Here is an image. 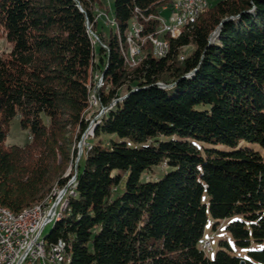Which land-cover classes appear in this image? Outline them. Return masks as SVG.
I'll return each mask as SVG.
<instances>
[{"label":"trees","instance_id":"obj_1","mask_svg":"<svg viewBox=\"0 0 264 264\" xmlns=\"http://www.w3.org/2000/svg\"><path fill=\"white\" fill-rule=\"evenodd\" d=\"M99 2L0 0V35L10 44L0 54V206L19 213L63 184L99 71L107 110L46 249L61 238L60 264H264V0L207 4L192 24L161 33L170 44L164 56L147 43L133 65L123 54L131 21L153 32L157 20L146 16L169 1L112 0L116 32L106 35L96 25ZM92 30L103 35L97 46ZM14 118L31 140L6 147ZM102 133L137 146L105 143ZM163 164L170 169L160 177L143 176ZM208 223L246 254L220 238L209 258L199 246Z\"/></svg>","mask_w":264,"mask_h":264},{"label":"built area","instance_id":"obj_2","mask_svg":"<svg viewBox=\"0 0 264 264\" xmlns=\"http://www.w3.org/2000/svg\"><path fill=\"white\" fill-rule=\"evenodd\" d=\"M207 1L188 0V9H179L176 5L165 6V11L169 12L167 17L162 14L146 16V22L150 21V19L157 20V27L153 32H145V24L138 23V29H129L127 37L128 49H126V58H124L125 63L135 62L136 55H144L143 49L147 43L151 45L152 55L161 57L162 53H166L170 47L168 41H161V30H170L171 22H178L179 26V16L183 12H190L189 24H192L199 7L202 4H206ZM140 16L145 15L140 13ZM182 29L184 28H179V31ZM94 34L95 43L100 44L99 36L95 32ZM175 34L173 33V35ZM101 45L105 47L104 44L101 43ZM99 73V71L95 72L97 89L94 95L101 109L98 96ZM81 141L85 145L84 136ZM64 192L62 190L42 211L34 213L33 216L23 218L20 225H8L6 222H0V264H54L52 248H59L61 238L55 241V247H50V251H43L37 242V234L41 233L42 228L49 224L50 219L57 216L59 207L67 197ZM68 193H71V190ZM199 246L207 254V251L211 249L210 238L201 237Z\"/></svg>","mask_w":264,"mask_h":264},{"label":"rangeland","instance_id":"obj_3","mask_svg":"<svg viewBox=\"0 0 264 264\" xmlns=\"http://www.w3.org/2000/svg\"><path fill=\"white\" fill-rule=\"evenodd\" d=\"M168 1H169V4L163 5L161 7L162 10L160 9V11H162V12H160V14H162L164 17H167L168 14H169L168 11H165V6H170L171 2L174 1V0H172V1L168 0ZM217 1H219V0H208L207 3L209 4V6L210 5L212 6ZM94 10L96 12V19H97V22H98L96 24L98 31H100V29H101V31L106 35V31H108L109 28H112V30L114 32H116V24L113 21L114 19L112 17L113 16V14H112L113 13L112 12V0H100V2L95 5ZM134 21L135 20L131 21L130 29H133V27H132L133 23L132 22H134ZM136 24H138V23H136ZM161 33H162V31H161ZM213 34H214V32L210 36V40H212V41H214V39H215ZM98 36L101 38L103 35L99 34ZM161 39H164V38H161ZM97 44L98 43L96 42V44H94V46H97ZM124 48L125 47H123V49ZM126 48L128 49L127 46H126ZM126 48H125V53L123 51V54H125V55H126ZM9 49H10V44L5 40L4 36L0 35V54H2L4 52H7ZM192 49H193V46H191V45H188V46H185V47L181 48V51L179 53V59H183L185 56H187V54H189ZM128 68H130V67H128ZM94 73H95V71H94ZM99 82H100V80H99ZM95 83H96V80H95V82L94 81L92 82V84H94V87L96 86ZM100 83H101L100 89L105 87L104 86L105 83H104L103 80ZM107 87L108 86H106V88ZM96 89H97V87H96ZM125 91H126V85H124V86H122L120 88H117L116 91H115V94L117 95V99L122 98L121 96H125L126 95ZM92 96H93V94L90 95V98ZM113 104H114V101L111 102V106ZM105 110H107L105 107H101V109H100L98 101L94 100L93 98H91L88 107L84 110V113H83L84 120L88 123V125H87V128H88L87 133L88 134L90 133L93 125L95 123H97V119L101 115L103 116ZM85 131H84V133L81 136V138L84 136V144H85L86 141L89 140L88 137L90 138V135H86ZM81 138L79 140H77V141L72 142V144L70 145L69 161H68V163H67V165L65 167V170L62 172V175H61V178L64 179L63 184L59 185L58 182H54L51 185L50 191L46 194L47 196L45 195L46 197H44L42 199V201L45 200V199H51L53 201L55 199V197H57L58 194L60 192H62V190H64L65 191L64 193L67 194V197L65 198L64 202L59 207V208H61L60 210H62V212L67 208V206L64 205L66 203V201H68L69 198L74 196V195H72V194H70L68 192L70 190H72L73 187H75V185H76V176H77L78 169L80 168V166L82 167L83 163H84V158H85V153H86L85 149H86V147H88V145H86V144L83 145L82 141H81ZM99 138L102 139L105 143L110 141V140H114V141L123 140L129 146H132V147H136L137 146L136 143L130 141L127 138L120 139L116 134L102 133L99 136ZM30 140H31V136H30L29 131L25 130V129H22L19 126L17 118L12 119V121L10 122V125H9V131H8V134H7V137H6V140H5V146L6 147H11L12 145L24 146ZM90 140L94 141V139H90ZM90 140H89V142H90ZM193 141L202 151H203V149L205 147H212V144H206V143H203V142L198 141V140H193ZM244 143L246 145H248V146L253 147L257 151L263 153V150L261 149V147H259V145L255 144V143H250V142H244ZM215 147H218L220 149H224L225 148V146H222V145H218V146H215ZM169 169H170V167H168L166 165L164 166V164L163 165H159V166H153L152 170L148 174H146V173L143 174V176L147 177V176L151 175V179H155V178L160 177L161 175H163V173H165ZM39 203L40 202L35 203L34 205L39 204ZM34 205H32V206H34ZM63 205L65 206V208H64ZM32 206H30V207H32ZM52 224H53V221H52V219H50L49 220V224L46 227L42 228L41 233H39L38 236L40 238H44L49 233V231H50V229L52 227ZM203 236H204V238H210V240H211L212 251L207 253L209 258L213 257V255L215 253V250L218 248V241H219L220 238H226L230 242V244H231V246L233 248V252L236 255H245L246 254L247 249L235 246L233 244V240H232L231 236L224 230L223 227H219V228L213 230L212 227H211V223H208L206 225L205 229H204ZM251 248H258V246L252 245Z\"/></svg>","mask_w":264,"mask_h":264},{"label":"bare ground","instance_id":"obj_4","mask_svg":"<svg viewBox=\"0 0 264 264\" xmlns=\"http://www.w3.org/2000/svg\"><path fill=\"white\" fill-rule=\"evenodd\" d=\"M207 4L208 3L202 4L201 7H199L198 13H197V15L195 17L199 16V14L204 10V8L207 6ZM173 5L178 6L179 9H188V0H174V1L171 2L170 6H173ZM160 12H162V11H160ZM135 21H134L135 23L132 22L133 23L132 24V27H133V29H138V24H136V23H140V22L138 20H136V19H135ZM189 22H190V12H183L179 16V26H178V22H171L170 23V30L169 29H162L161 31H162V33L163 32L164 33H172L177 28H179L181 26H184V25H187ZM90 36L94 37V42H95V34L91 33ZM127 37H128V33H127V36L125 38L126 39V46L128 47V39H127ZM161 41H166V39H161ZM125 48L123 49L124 53H125ZM165 54L166 53H162V56H164ZM124 56L126 58V55L125 54H124ZM140 57H141V55H136L135 62H131L129 64L130 65L136 64ZM157 57H160V56H157ZM100 79H101V77L99 76V80ZM95 80H96V75L94 73L93 76H92V82L93 81L95 82ZM92 82H91V84L89 86L88 105L90 103L91 98H93L95 100V95L94 94H95V91H96V86L94 87V84H92ZM100 84L98 85V88L100 87ZM91 94H93V96L90 98V95ZM97 122H98V120H97ZM94 127H95V124L93 125V127H92V129H91V131H90L89 134L87 133L88 128L85 131L86 132L85 133L86 135H90V138L88 137L89 140L93 137ZM89 140L85 142L86 145H89V143H90ZM70 194L75 195L74 190H71V193ZM51 201H52L51 199H45L41 203L36 204V205H34L32 207L26 208V209L22 210L19 213H13L10 210H8V209L0 206V222H6V224H8V225H20L21 224V220L23 218H26V217H29V216H33L34 213H38V212L42 211L44 208H46L48 206L49 203H51ZM67 204H68V201H66V203L64 205L67 206ZM65 206H64V208H65ZM60 209L61 208H59V211L57 213V216H55L56 218L59 217ZM38 235H39V233L37 234V242L41 246L42 250L43 251H50V250H47L46 249V243H45L44 238H40ZM199 243H200V239H199ZM211 251H212V246H211L210 251H207V253H209ZM52 255L54 257V264H60V262H61V260L63 258L62 248H60V247L59 248H52Z\"/></svg>","mask_w":264,"mask_h":264},{"label":"water","instance_id":"obj_5","mask_svg":"<svg viewBox=\"0 0 264 264\" xmlns=\"http://www.w3.org/2000/svg\"><path fill=\"white\" fill-rule=\"evenodd\" d=\"M243 263V262H242Z\"/></svg>","mask_w":264,"mask_h":264}]
</instances>
